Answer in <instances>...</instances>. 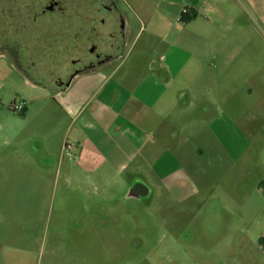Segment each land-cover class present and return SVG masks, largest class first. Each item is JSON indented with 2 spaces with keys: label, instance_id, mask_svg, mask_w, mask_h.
I'll use <instances>...</instances> for the list:
<instances>
[{
  "label": "crops",
  "instance_id": "obj_1",
  "mask_svg": "<svg viewBox=\"0 0 264 264\" xmlns=\"http://www.w3.org/2000/svg\"><path fill=\"white\" fill-rule=\"evenodd\" d=\"M116 1L118 18H112L109 27L129 35L125 56L110 57L103 66L80 72L56 94L31 81L13 60L14 72L0 79H25L31 87L16 102H26L25 117L12 123L0 120V251L4 250L2 239L9 238L6 231L12 235L9 249L13 253L22 250L17 238L36 239L37 224L45 216L44 190L53 182L52 176L58 184L63 174L67 195L56 210L47 259L52 264L59 256L58 264L88 260L99 264L102 240L111 248L118 235L115 229L101 230V224L111 220L101 213L106 182L120 183L121 192L126 190L125 197H131L134 184L127 175L134 168L143 170L154 159L149 164L152 175L164 177L169 188L184 172L177 154L182 149L177 146L181 132L194 144L190 156L196 157L208 148L210 132L220 136L218 129L239 128L245 108L254 107L256 97L264 96L257 85L248 90L231 87L245 80L264 82V73L247 72V64H264V0ZM208 3L221 6L217 27L209 17ZM183 8L189 13L178 20ZM216 34L220 42L213 39ZM119 46L118 42L112 48ZM214 46L222 47L223 81L217 106L223 114L219 119H212L211 113L215 91L208 64L214 58ZM5 57L10 58L0 54ZM69 141L77 144L72 154L64 151ZM140 189L147 192L144 186ZM17 192H28V196L19 199ZM22 222L27 223L26 236L15 232ZM254 238V262L228 264H264V230ZM109 251L116 256V247Z\"/></svg>",
  "mask_w": 264,
  "mask_h": 264
},
{
  "label": "rangeland",
  "instance_id": "obj_2",
  "mask_svg": "<svg viewBox=\"0 0 264 264\" xmlns=\"http://www.w3.org/2000/svg\"><path fill=\"white\" fill-rule=\"evenodd\" d=\"M51 1L18 0L15 5L18 22L9 25V0H0V50L11 58H0V79L14 72L11 67L13 60L31 79H39L54 87L51 92L56 94L60 83L58 79L66 83L76 70L84 71L85 62L94 57L88 50L98 37L106 38V32L105 25L93 20V0H56L60 2L59 8L43 12ZM121 4L127 9L125 3L121 1ZM206 9L211 10L208 16L217 27L222 18L221 6L208 3ZM97 17L103 18L104 14ZM135 33L132 35L135 36ZM126 34L121 46L111 52L113 58L125 56L128 52L130 37ZM219 34L212 36L215 41L220 42ZM145 35L146 32L141 38L144 39ZM159 40L162 41V38L159 37ZM184 51L188 52L187 49ZM261 54L264 56V47ZM221 56L222 47L214 46V58L208 64L213 73L211 86L215 91L212 119H219L223 114V108L217 106L221 103L223 81ZM250 70L263 74V61L261 64L257 61L247 64V72L250 73ZM24 80L12 76L0 81V120L12 123L25 117L24 113L13 109L22 95L31 90ZM238 85L245 90L256 85L264 90V82L254 84L245 80L231 87ZM255 103L254 107L252 104L245 108L244 120L239 128L231 125L218 129L220 136L210 132L208 148L196 157L190 156L194 144L186 141V132H181L177 136V146L182 149L177 154L184 172L178 175L175 183L168 177L173 184L169 188L164 185V177L159 179L152 175L149 164L153 165L154 159L149 160L143 170L134 168L133 174L127 175L128 181L132 177L134 184L131 197H125L126 190L121 192L120 183L106 182L107 190L101 192V213L102 216H111V220L102 223L101 230H116L118 235L116 242L112 240L111 248L116 247L117 252L111 257L110 244L102 240L99 264L254 262V237L259 230H264V96L256 97ZM201 145L197 139L196 146ZM52 177L53 182L44 190L45 216L37 224L36 239L26 236L29 230L24 226L27 223L22 222L15 232H22L21 236L26 237L15 240L22 250L13 253L9 249L12 235L6 231L9 238L2 239L4 250L0 251V264H52L47 259L52 245L50 230L60 199L67 195L63 174L58 184ZM141 186L146 188V193H141ZM26 193L17 192L16 195L22 199L28 196ZM72 194L77 196V192L72 191ZM17 209L20 208L14 206V210ZM50 213L52 218L48 226ZM60 258H56L54 264H58ZM83 264L91 262L88 260Z\"/></svg>",
  "mask_w": 264,
  "mask_h": 264
},
{
  "label": "flooded vegetation",
  "instance_id": "obj_3",
  "mask_svg": "<svg viewBox=\"0 0 264 264\" xmlns=\"http://www.w3.org/2000/svg\"><path fill=\"white\" fill-rule=\"evenodd\" d=\"M94 5H93V20L95 23H102L105 25V32H106V38H100L98 37L96 39V42L92 45V47L88 50L94 57L87 60L85 62V70H93L96 69L100 66H103V64L107 61H109L110 57H112L111 52L115 49L112 47H115L116 43H122V40H124V35L125 32L123 30L119 29H114L109 27L112 18H118L116 13L117 9L119 8V4L117 3L116 0H93ZM96 6V7H95ZM55 7H60V2L53 0L50 2L49 5H46L45 12L46 10H53ZM100 14H104L103 18H98L97 16ZM122 17V16H121ZM119 16V18L121 19ZM95 32L98 31L96 30V27H94ZM123 31V32H122ZM98 33V32H97ZM122 36V37H121ZM112 43V45H110ZM107 47V48H106ZM19 59H21V56H18ZM80 72H83L82 70H76V72L72 73V76L70 77L72 80L77 74Z\"/></svg>",
  "mask_w": 264,
  "mask_h": 264
},
{
  "label": "trees",
  "instance_id": "obj_4",
  "mask_svg": "<svg viewBox=\"0 0 264 264\" xmlns=\"http://www.w3.org/2000/svg\"><path fill=\"white\" fill-rule=\"evenodd\" d=\"M18 0H16V2L15 3H13V1L12 0H9V3H7V7H10L8 10H9V12H11V16H10V19H9V21H8V24L9 25H14V21H15V23H17L18 21L15 19L16 17V13H15V5H17L19 2H17ZM1 11H0V18H1ZM187 15V14H186ZM0 22H1V20H0ZM1 24H0V39H1ZM5 50V49H4ZM7 50V49H6ZM4 51H1L0 50V54H2ZM18 65V64H17ZM19 66V65H18ZM29 77V76H28ZM30 79H31V77H29ZM33 82H35V83H38V84H40V85H43V86H45V87H48V88H50V89H54V87H52V86H48V85H46L44 82H41L39 79H35V78H33V79H31ZM60 82L59 83V88L58 89H60V88H64V87H66V85H67V83H69L71 80H68L66 83H63L62 81H61V79H58L57 80V82Z\"/></svg>",
  "mask_w": 264,
  "mask_h": 264
},
{
  "label": "built area",
  "instance_id": "obj_5",
  "mask_svg": "<svg viewBox=\"0 0 264 264\" xmlns=\"http://www.w3.org/2000/svg\"><path fill=\"white\" fill-rule=\"evenodd\" d=\"M189 13L188 8H183L181 16L178 18L179 20H182L183 17ZM26 102H19L15 103L13 106V109L17 112L23 113L26 109ZM77 147V144L75 142L69 141L64 146V151L68 154H72V151Z\"/></svg>",
  "mask_w": 264,
  "mask_h": 264
},
{
  "label": "water",
  "instance_id": "obj_6",
  "mask_svg": "<svg viewBox=\"0 0 264 264\" xmlns=\"http://www.w3.org/2000/svg\"><path fill=\"white\" fill-rule=\"evenodd\" d=\"M69 83H70V82H69ZM69 83H67V85H66V86H68V85H69ZM141 193H143V194H144V193H146V192H144V190H142V191H141Z\"/></svg>",
  "mask_w": 264,
  "mask_h": 264
}]
</instances>
